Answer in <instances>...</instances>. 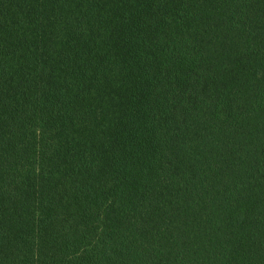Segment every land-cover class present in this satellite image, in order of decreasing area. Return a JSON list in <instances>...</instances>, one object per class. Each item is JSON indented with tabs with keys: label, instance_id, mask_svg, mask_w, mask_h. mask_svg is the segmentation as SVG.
<instances>
[{
	"label": "trees",
	"instance_id": "obj_1",
	"mask_svg": "<svg viewBox=\"0 0 264 264\" xmlns=\"http://www.w3.org/2000/svg\"><path fill=\"white\" fill-rule=\"evenodd\" d=\"M0 264H264V0H0Z\"/></svg>",
	"mask_w": 264,
	"mask_h": 264
}]
</instances>
